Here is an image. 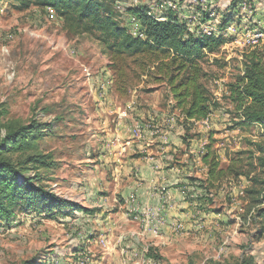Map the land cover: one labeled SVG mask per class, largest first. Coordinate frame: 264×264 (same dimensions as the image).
I'll return each instance as SVG.
<instances>
[{
    "label": "rangeland",
    "instance_id": "rangeland-1",
    "mask_svg": "<svg viewBox=\"0 0 264 264\" xmlns=\"http://www.w3.org/2000/svg\"><path fill=\"white\" fill-rule=\"evenodd\" d=\"M3 1L6 8L0 12V126L15 127L29 124L33 119L51 123L53 132L39 141L38 150V153H49L54 160L53 166L40 170L45 183L63 197L66 195L83 207L94 210L90 215L95 218L100 208L84 206V193L79 194V188L83 186L80 181L87 165V161L82 159L90 133L88 115H92L93 108L89 92H100L97 77H110L109 84L103 80L100 85L107 83L106 88L110 86L111 90L127 93L141 91L148 97H153L154 91L159 90L157 93L161 95V100L165 105L169 102L170 106L172 99L168 87L157 83L154 76L148 73L144 66L145 57L112 64L104 52L105 47L93 36L69 32L62 19H51L45 9L33 6L19 10L9 0ZM106 1L114 7L111 0ZM207 1L210 4L203 7L196 4L188 7L208 15L206 20L216 21L219 29L231 23L242 29L248 27L247 30L260 29V25L264 27V0ZM244 2L251 5L255 18L236 17L235 14L242 11ZM259 13L260 18L263 16L261 20L257 16ZM114 14L124 26V14L115 8ZM224 39L227 44L214 56H207L203 67L207 73L204 82L212 94L218 88L216 81L220 78L225 81L220 107L215 111L219 116L212 130L217 133L214 136L218 142L215 147L228 156L251 148L250 142L256 143L255 140L264 144V135L254 126H230L238 119L224 90L243 69V56L250 47L246 48L243 44L242 33ZM257 44L258 50L264 48V40L257 41ZM85 68L90 69L91 76L86 74ZM2 133H5V127ZM195 134L192 132L187 136ZM194 153L191 155L196 159ZM231 191L226 187L225 193L219 195L208 209L222 212L231 224L237 225V232L247 234L254 241L264 240V235L256 237L259 229L258 222L253 218L256 212H248L243 197ZM109 209L108 213L117 211L112 206ZM83 214L75 211L65 219L55 220L21 212L9 221L1 220L0 264H23L34 259L44 263L50 257L54 259L53 264H107L102 259L100 246L104 245L102 240H107L111 230L94 221L92 227H87L89 222L84 221ZM123 230L127 229H114L115 240L120 235L124 238L126 234L121 233ZM148 249L142 252L145 256ZM154 255L162 257L157 248Z\"/></svg>",
    "mask_w": 264,
    "mask_h": 264
},
{
    "label": "trees",
    "instance_id": "trees-1",
    "mask_svg": "<svg viewBox=\"0 0 264 264\" xmlns=\"http://www.w3.org/2000/svg\"><path fill=\"white\" fill-rule=\"evenodd\" d=\"M9 1L19 10L33 6L53 8L69 32L89 34L103 45L112 64L145 57L144 66L148 73L157 83L168 87L173 101L172 111H178L182 117L185 143L190 138L187 134L193 124L209 118L211 125V115L220 107V102L213 99L204 82L207 73L203 62L208 54L218 53L227 42L222 35L194 34L173 13L168 14L167 21H157L139 8L131 9L145 29L146 38L141 39L129 34L118 22L114 7L106 0ZM186 11L191 12L190 9ZM202 16L207 21L208 15L204 13ZM228 89L227 99L238 119L230 126L246 128L254 122L264 125V48H256L243 56V69L228 83ZM4 127L5 133H2ZM4 127L0 126V221H9L21 212L55 220L65 219L75 211L95 212L56 193L45 183L40 170L53 166L54 160L49 153H38V150L39 141L53 132L51 123L33 119L29 124ZM212 133L209 132L210 137L201 155L207 176L204 179L192 178L200 190L195 200L201 203V209L206 210L225 193L230 182H238L240 177H244L248 182L244 193L240 194V189L236 193L247 202L248 212H256L253 218L259 225L256 237L260 238L264 235V144L250 142L251 148L235 152L228 163L223 164ZM232 194L235 195L234 191ZM154 252L155 249L150 247L147 256L157 260L159 257ZM51 263H54L53 257L44 263L34 259L23 264Z\"/></svg>",
    "mask_w": 264,
    "mask_h": 264
},
{
    "label": "crops",
    "instance_id": "crops-1",
    "mask_svg": "<svg viewBox=\"0 0 264 264\" xmlns=\"http://www.w3.org/2000/svg\"><path fill=\"white\" fill-rule=\"evenodd\" d=\"M100 77L98 84L110 80ZM158 91L153 97L141 91L111 90L110 86L104 92H89L93 108L92 115H88L90 133L82 159L87 165L79 194L84 193V206L100 208L95 218L82 215L89 222L87 227H92L94 221L111 230L106 246H100L102 259L107 264H134L137 258H131V254H142L152 246L161 253L159 264H264L263 239L254 241L237 232V225L231 224L222 212L207 207L203 210L195 200L200 190L192 178L204 179L207 171L202 161L193 159L191 154L208 142L219 113L211 115V127L193 124L189 133L197 135L185 143L182 117L172 111L169 102L165 105ZM136 126L143 128L139 136L133 132ZM212 134L214 138L217 133ZM217 149L227 164L232 155L225 156ZM244 181L240 177L238 182H230L231 192H243ZM165 199V222L159 234L142 232L141 221L130 213V208L157 209ZM110 206L117 211L108 213ZM175 223L183 224L182 233H174ZM116 227L127 229L121 231L126 234L124 238L120 235L114 239Z\"/></svg>",
    "mask_w": 264,
    "mask_h": 264
},
{
    "label": "built area",
    "instance_id": "built-area-1",
    "mask_svg": "<svg viewBox=\"0 0 264 264\" xmlns=\"http://www.w3.org/2000/svg\"><path fill=\"white\" fill-rule=\"evenodd\" d=\"M114 4V8L124 14L125 24L124 27L127 29V32L136 38L145 39L146 33L145 29L143 28L141 22L137 18V16L130 11L131 9H141L147 16L151 17L157 21H167L168 14L173 13L181 22L186 23L187 30L197 34V35H204V36H215V35H222L223 37H230L234 35H238L242 33V41L245 47H250V50H254L259 45L257 41L264 40V27L260 25V29L254 28L253 30H247L248 27L242 29V27H237L233 23L227 25L223 29H219L217 27L216 21L203 20V14L201 15L199 12H196L192 9V7H188L191 4L200 5L201 7L208 5L207 0H111ZM250 4L244 2L241 5V12H237L235 15L242 16V18H255L254 12L251 11ZM6 8V4L3 0L0 1V12H3ZM190 9L191 12H187L186 10ZM45 10L49 14L51 19L57 18V14L55 10L51 7H46ZM194 11V12H193ZM245 15V16H244ZM252 18V19H253ZM260 23V21L258 22ZM227 44V43H225ZM224 44V45H225ZM243 46V45H242ZM222 49V48H221ZM247 51L246 53H248ZM215 54H208V56H214ZM86 74L91 76L92 73L90 69L85 68ZM243 73V71H242ZM218 88L213 91V99L219 101L221 103L222 97V85L225 82L223 78L218 79L217 81ZM101 83V82H100ZM100 91L104 92L107 83H102L100 85ZM110 82H108L109 84ZM225 94H229L228 85L224 90ZM173 101L171 102V105ZM195 124L202 125L204 127L210 126V119L206 118L202 121L196 122ZM251 126L258 128L261 131V134L264 135V125L259 122H254ZM143 131V128L140 126H136L133 129L135 135H140ZM256 141V140H255ZM206 142H203L200 149L196 151V160L201 161V155L205 151ZM243 181V180H242ZM242 188H244L248 182L246 180L242 182ZM243 194V192H241ZM131 201H135V197L132 196ZM166 199L164 200L163 204L157 208H147V209H139L137 206H132L130 208V213L136 218L141 221V229L142 232H152L154 234H159L160 227L165 222V217L162 214L165 207H166ZM175 234H180L184 231V226L182 223H175L172 227ZM102 243L106 246V240L103 239ZM145 252V251H144ZM136 257V261L134 264H159L157 260L145 256L144 253H132L131 258Z\"/></svg>",
    "mask_w": 264,
    "mask_h": 264
}]
</instances>
